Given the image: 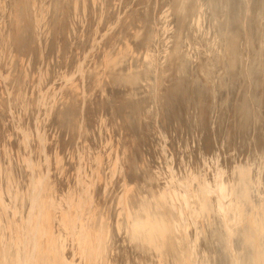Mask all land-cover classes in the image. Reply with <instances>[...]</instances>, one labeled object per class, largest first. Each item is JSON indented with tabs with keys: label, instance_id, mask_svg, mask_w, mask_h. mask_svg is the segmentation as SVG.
Instances as JSON below:
<instances>
[{
	"label": "rangeland",
	"instance_id": "1",
	"mask_svg": "<svg viewBox=\"0 0 264 264\" xmlns=\"http://www.w3.org/2000/svg\"><path fill=\"white\" fill-rule=\"evenodd\" d=\"M190 1L0 0V264H264L263 0Z\"/></svg>",
	"mask_w": 264,
	"mask_h": 264
},
{
	"label": "bare ground",
	"instance_id": "2",
	"mask_svg": "<svg viewBox=\"0 0 264 264\" xmlns=\"http://www.w3.org/2000/svg\"><path fill=\"white\" fill-rule=\"evenodd\" d=\"M124 3V2H123ZM189 6H188V9L186 11H190L192 6H193V3H192V0L189 2ZM32 6V5H31ZM187 12V13H188ZM187 15V14H186ZM254 15V14H253ZM250 17V20L248 22V27H247V30L243 36V40L241 42H237L235 40H232V43L229 44L228 48H227V51H226V63L229 64L230 68L232 69L231 72H232V77L234 79V88L235 86L238 84L239 82V76H242V78L244 79V76L246 74V71H249L250 68L255 65V74H256V77H255V83L257 84V86L259 85V87H261L263 84H264V0L262 1L261 5L257 8L256 10V14L255 16L253 17ZM40 28V27H39ZM39 30V29H38ZM241 44L243 45V47L245 49H243V51L240 52L241 50ZM17 56V55H16ZM225 57V56H224ZM87 57L84 58V61L82 62V66L80 68V71L77 73L79 75V77L81 78V81L84 80L85 78H87V73L90 71L89 69L87 70V67H86V70H85V67H83V65L85 64V60H86ZM178 59L179 57H175V58H171L167 61V66H170L173 68L170 70V72H174V73H177V69H178V66H179V62H178ZM241 60V61H240ZM224 62H225V59H224ZM138 66V60L137 58H135L132 62V65H131V70L132 69H136V67ZM133 71V70H132ZM263 83V84H262ZM243 84L241 83V86ZM177 89V88H176ZM195 93L197 94V88L194 87L193 88ZM175 90V89H174ZM184 94V93H182ZM191 95V94H190ZM165 96V95H164ZM183 96V95H181ZM196 98H197V95H195ZM233 94L231 96V99L233 98ZM165 98V101L168 102L169 99L167 97H164ZM183 100V98H182ZM221 101V100H220ZM180 103H182L180 101ZM225 103V102H224ZM173 104V103H172ZM56 111V110H55ZM43 116V115H42ZM53 117V116H52ZM48 118V117H47ZM54 118V117H53ZM47 121V120H46ZM45 129V128H44ZM46 134V133H45ZM47 139H50L49 137H47ZM111 143V142H109ZM234 143V142H233ZM235 144V143H234ZM111 145V144H110ZM52 148V146H51ZM50 149V148H49ZM50 153V152H49ZM48 157V156H47ZM50 157V156H49ZM145 158V157H144ZM143 159V158H142ZM146 159V158H145ZM97 160V159H96ZM139 160V159H138ZM50 161V160H49ZM118 161V160H117ZM236 161V160H235ZM142 162V161H141ZM165 163V162H164ZM141 165V164H140ZM164 166V165H163ZM49 167V166H48ZM174 170V169H173ZM222 172V171H221ZM221 172H219L218 170V174H217V179L215 180L214 178V182H215V192H217V194L215 193L216 197L215 198H219V192H220V184H217V182H219V174H221ZM135 177V176H134ZM213 178V176H211ZM133 178V177H132ZM148 179V178H147ZM222 180V178H220ZM111 181V180H110ZM212 182V183H214ZM203 184H205V182H203ZM224 185V184H223ZM177 186H179V184H177ZM214 186V184H213ZM245 186V185H243ZM138 187V186H137ZM217 187H218V190H217ZM225 187V186H224ZM139 188V187H138ZM187 188H191V185H187ZM245 188V187H244ZM96 190V188H95ZM190 190V189H189ZM225 190V189H224ZM222 190V191H224ZM97 191V190H96ZM148 191V190H147ZM211 192H213V190H210ZM33 192H34V189H33ZM183 192H185V190H183ZM222 193V192H221ZM220 193V194H221ZM40 194V193H39ZM150 195V193H149ZM157 195V194H156ZM155 195V196H156ZM214 195V194H212ZM38 196V194H37ZM36 196V197H37ZM154 196V197H155ZM205 196H207V194H205ZM210 196V194H209ZM40 198V197H39ZM38 198V199H39ZM156 198V197H155ZM154 198V199H155ZM37 198H34L32 200V206H31V209L34 208L35 204H37ZM177 200H179V196H177ZM222 200H223V197H222ZM39 202V200H38ZM185 202H187V196H185ZM219 202L221 203V206L223 208V210H225V206H223V202H221V197L219 198ZM157 203V202H156ZM40 204V202H39ZM93 206V205H92ZM182 207V206H181ZM39 209V208H38ZM37 209V210H38ZM183 209V208H181ZM230 210V209H229ZM40 211V210H38ZM256 211V210H255ZM31 212V211H30ZM33 212V211H32ZM41 212V211H40ZM162 213L164 211H161ZM183 212V211H181ZM142 213V212H141ZM161 213V214H162ZM252 213V212H251ZM35 214V213H34ZM177 214H179V212H177ZM225 214V220H227V210H225L224 212ZM39 215V214H38ZM160 215V214H159ZM164 215V213H163ZM251 215V214H250ZM32 216V215H31ZM149 216V215H148ZM162 216V215H161ZM261 216V215H260ZM37 217V216H36ZM151 218V216H149ZM158 217V216H157ZM254 217V215H253ZM207 224H205V220H203V222L199 221L197 222V224H199V230H201V234H203V226H211V224H209V220H213V218H209L207 217ZM154 219V218H153ZM163 219V218H162ZM135 220V219H134ZM157 220H159L158 224H157ZM157 220H155V225L154 227H152L150 229V231L153 233V229L155 230H158L159 232H167V230H169L170 228V225L167 223L165 225V222H163V220H161V218H157ZM31 221V220H30ZM154 221V220H152ZM251 221V220H250ZM42 222V221H41ZM175 222H179V220H177V218H175ZM215 222V221H214ZM225 222V221H223ZM31 223V222H30ZM105 224V223H104ZM225 226L228 228V232H229V235H231V238L233 239L235 237V235L239 233V231L235 232L233 229H231V227L229 228V226H227V222L224 223ZM262 224L264 225V223L262 222ZM214 225V224H213ZM215 226V225H214ZM112 227V226H111ZM100 228V227H99ZM168 228V229H167ZM185 230H187V226H185ZM193 228H195V223L193 225ZM233 228V227H232ZM101 230V229H100ZM107 230V229H106ZM185 230H183V234L185 233ZM109 231V230H108ZM108 231H105V235L107 237V232ZM97 232L99 233V231L97 230ZM159 232H157V234H159ZM205 232H207V230H205ZM168 234L170 233L169 231L167 232ZM193 233V232H192ZM215 233V232H214ZM236 233V234H235ZM104 233H102L103 235ZM155 234V233H154ZM181 234V233H179ZM195 234V233H194ZM197 234H199V232H197ZM243 234V233H241ZM73 235V234H72ZM92 236V235H91ZM96 236V235H95ZM109 236V235H108ZM165 237V236H164ZM219 237V236H218ZM230 236H228L229 238ZM241 237V236H240ZM72 238V237H71ZM91 238V237H90ZM160 238V237H159ZM220 238V237H219ZM98 239V238H97ZM69 240H71L69 238ZM73 240V239H72ZM168 240V239H166ZM231 240V239H230ZM235 240V239H234ZM237 240V239H236ZM75 241V240H74ZM92 241V240H91ZM97 241V240H96ZM229 241V240H228ZM35 242V241H34ZM93 242V241H92ZM168 242V241H167ZM232 242V240L230 241V243ZM97 243V242H96ZM104 242H102L103 244ZM261 243V242H260ZM30 244V243H29ZM69 244V243H67ZM138 244V243H137ZM172 244V243H171ZM73 245V244H72ZM169 245V244H168ZM71 246V245H70ZM69 246V247H70ZM93 246V245H92ZM108 246V245H107ZM150 246V245H149ZM36 247V246H35ZM34 247V248H35ZM232 247V246H231ZM28 248V247H27ZM73 248V247H72ZM96 248V246H95ZM147 248V247H146ZM69 249V248H68ZM94 249V248H93ZM32 250V248H31ZM70 250V249H69ZM233 250V249H232ZM56 251V250H55ZM102 251V250H101ZM260 251V250H259ZM34 252V251H33ZM78 252V251H77ZM95 252V251H94ZM93 252V254H94ZM129 252V251H128ZM234 252V251H233ZM69 253V252H68ZM112 253V252H111ZM37 254V253H36ZM77 254V253H76ZM118 254V253H117ZM235 254V253H234ZM62 255V253L60 254V256ZM67 255V254H66ZM92 255V254H91ZM131 255V254H130ZM241 255V254H240ZM65 256V255H64ZM72 256V255H71ZM110 256V255H109ZM120 256V255H119ZM136 256V255H135ZM76 257V255H75ZM102 257V256H101ZM145 256H143L144 258ZM226 257V256H225ZM240 257V256H238ZM27 258L28 257H23V264H27ZM105 258V257H104ZM159 258V257H158ZM32 259V258H31ZM58 259V258H57ZM94 259V258H93ZM92 259V260H93ZM124 259V258H123ZM127 259V258H125ZM154 259V258H153ZM167 259V258H166ZM73 260V258H72ZM101 260V259H100ZM104 260V259H103ZM150 260V259H149ZM148 260V261H149ZM152 260V259H151ZM168 260V259H167ZM172 260V259H171ZM233 260V259H232ZM58 261V260H57ZM55 261V262H57ZM86 261V260H85ZM84 261V262H85ZM113 261V259H112ZM118 261V260H117ZM120 261V260H119ZM137 261V259H136ZM160 261V260H159ZM163 261V260H161ZM169 261V260H168ZM239 261V260H238ZM144 262V261H143ZM165 262V261H164ZM86 263V262H85ZM159 263V262H158ZM163 262H161L162 264ZM35 264V263H34ZM150 264V263H149ZM164 264V263H163ZM237 264V263H236Z\"/></svg>",
	"mask_w": 264,
	"mask_h": 264
}]
</instances>
